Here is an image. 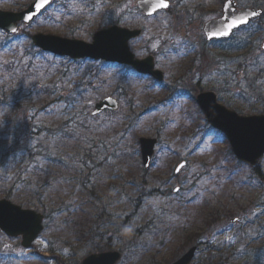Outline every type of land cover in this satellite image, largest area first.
Segmentation results:
<instances>
[{
    "label": "rangeland",
    "instance_id": "obj_1",
    "mask_svg": "<svg viewBox=\"0 0 264 264\" xmlns=\"http://www.w3.org/2000/svg\"><path fill=\"white\" fill-rule=\"evenodd\" d=\"M32 1L0 0V9L20 12ZM171 1L169 10L146 18L139 15L136 0H56L31 25L22 24L19 34L0 30V46L8 43L0 49V76L13 62L18 70L32 61L35 68V73H30L35 76L28 81L35 105L27 99L25 107L9 119H30L36 113V119L59 127L65 120L74 124L75 113H80L94 119L89 128H99L100 134L106 130L102 124L112 128L117 119L123 124L117 128L119 132L130 125L125 142L129 146L139 148L141 136L160 141L154 163L147 170L139 155L137 162L124 164L111 159L103 170H86L91 180L85 189H80L74 178L69 183L61 181L55 190L45 192L39 203L54 207L63 203L71 213L50 220L49 228L45 220L46 228L28 249L21 245V237H9L0 231V249L6 247L18 255L33 254L42 260L29 259L31 264H81L90 253L114 250L121 254L117 264H173L198 246L192 264H264V235L249 227L256 221L264 222V157L258 172L240 162L226 137L206 121L203 123L205 116L195 101L200 91L215 90L219 102L239 114L264 113V52L260 51L264 22L260 19L262 24L238 31L228 41L209 42L203 32L204 23L221 16L224 0H189L181 6L180 0ZM236 1L240 8L253 4L264 8V0ZM117 21L144 29L142 37L130 46L138 58L159 55L156 66L165 73L163 86L154 87L150 79H138L133 73L127 76L118 64L93 60L80 63L81 60L42 53L30 36L43 33L91 42L96 31ZM172 40L175 45L169 46ZM242 40L251 42L243 50L231 52L230 47ZM166 50L171 51L169 56ZM223 57L233 59L222 62ZM12 82L9 74L0 81V92L9 89ZM38 88L42 94L55 92L51 108L38 109L42 104L36 95L41 93ZM81 90L87 92L79 108L64 104ZM109 95L120 101V110L91 115L95 104ZM20 121L16 126L6 124L2 128L6 132L19 128ZM5 135L0 132V144ZM121 136L112 141L117 142ZM182 160L187 165L175 174L174 168ZM5 179L10 182V176ZM9 186H1V191ZM93 191L102 196V201L91 196ZM2 198L5 197L0 194ZM212 209L216 220L208 218ZM88 217L95 221L94 232L88 231L87 238L76 240L75 227L79 229L77 225ZM234 217L241 219L231 224ZM70 221L73 227L67 224ZM239 228L261 237L249 245H238L241 233H233ZM86 245L94 250L87 252L83 249Z\"/></svg>",
    "mask_w": 264,
    "mask_h": 264
},
{
    "label": "trees",
    "instance_id": "obj_2",
    "mask_svg": "<svg viewBox=\"0 0 264 264\" xmlns=\"http://www.w3.org/2000/svg\"><path fill=\"white\" fill-rule=\"evenodd\" d=\"M246 46L247 43L244 40L240 41L237 51L243 50ZM3 71L6 73L0 76V81L6 79L10 74L13 82L10 83L9 89L6 87L3 92H0V132L6 134L4 142L11 141L9 144L4 142L0 144V194L20 205L36 208L45 213L49 228L50 220L53 221L58 215L66 213L68 215L71 212L69 207H64L63 203L59 204L60 207L39 203L42 202L41 199L44 198L45 192L55 190L61 181L62 183H69L73 181L71 180L73 178L80 184V189H85L91 180V177L85 175L86 170H89L88 172L95 169L103 170L104 165L109 164L111 159L124 161V164L137 162L139 161V149L134 144L131 146L125 144L127 133L131 128L128 125L122 132H119L117 128L123 126L121 119H117L118 122L115 121L112 128L108 124H102L101 127L106 129L102 134H100L99 128L98 130L89 128L92 126L90 120L94 119H87L84 117L85 114L80 115V113H75L77 119L74 124H71L72 121L70 120H65L59 127L36 119V115H34L36 113L30 119H9L15 111L25 107L27 99H30L29 104L35 105L36 101L33 102L34 91L28 89V81L35 76V74L30 75V73H35V68L32 61L18 70V66L13 62L12 66ZM38 90L41 93L36 95L39 102L42 101L38 107L40 110V108L48 105L46 103L51 102L55 97V92L44 91L42 94V90L39 88ZM83 101L84 97L75 99L73 102L66 100L64 104L75 105L79 108L78 105ZM77 111L79 110L77 109ZM19 121L21 124L19 128L21 129L13 127L12 130L8 129L7 132H9L7 133L2 128L6 124L16 126ZM120 134L122 136L119 140L113 142L112 140ZM256 171L258 172L259 168ZM7 175L10 176L9 183L5 179ZM13 177L16 180L13 181ZM1 186H9V188L1 191ZM91 196L102 201V196L95 192ZM61 201L66 200L62 199ZM218 211L224 216L228 215V212ZM207 215L211 220L217 218L214 209L210 210ZM65 218L68 219V217ZM91 219L88 217L87 221L80 222L77 225L80 226L79 229L75 227L76 240L83 237L87 238L88 231L90 234L94 232L93 223L95 221L93 218ZM67 224L72 226V221ZM55 242L52 244L54 250H56ZM83 249L88 250L87 252L94 250L89 245ZM29 259L42 261L33 254L18 255L6 248L0 249V264H31Z\"/></svg>",
    "mask_w": 264,
    "mask_h": 264
},
{
    "label": "water",
    "instance_id": "obj_3",
    "mask_svg": "<svg viewBox=\"0 0 264 264\" xmlns=\"http://www.w3.org/2000/svg\"><path fill=\"white\" fill-rule=\"evenodd\" d=\"M53 0H36L28 9L20 12L0 11V28L15 33L20 30L18 23L24 21L30 24L33 19ZM161 3L167 7H158ZM231 7H226V5ZM137 5L147 14L153 15L159 10L167 9L170 6L168 0H139ZM234 0H227L223 16L208 21L204 26V32L209 40L229 38L234 30L248 24L252 19L261 15V10L244 8L236 12ZM253 13H255L253 15ZM237 18H246V22L233 28L226 37H213L211 33L219 29L226 21ZM142 33L140 29H128L119 26H112L109 29L97 32L93 42L87 43L82 40L67 39L51 34L38 33L33 36V43L44 51H50L58 55H66L71 58L93 57L107 61L118 62L132 66L137 71L150 74L158 80H162L163 73L155 69L153 56L144 59L135 58L130 51L128 42ZM264 48V43H263ZM197 101L205 113L208 122L227 136L235 156L242 162L256 166L264 156V114L245 116L235 110L228 109L218 102L216 92L207 91L201 93ZM116 99L109 97L100 101L93 112L96 114L108 108L118 109ZM157 139L141 138V153L145 168H149ZM186 165L182 161L175 169L179 173ZM44 214L33 209H26L14 204L10 200L0 199V229L10 237H21V244L29 248L38 238L44 228ZM196 247H193L187 254L182 256L173 264H190L195 255ZM121 254L116 251L92 254L83 259L82 264H116Z\"/></svg>",
    "mask_w": 264,
    "mask_h": 264
},
{
    "label": "snow or ice",
    "instance_id": "obj_4",
    "mask_svg": "<svg viewBox=\"0 0 264 264\" xmlns=\"http://www.w3.org/2000/svg\"><path fill=\"white\" fill-rule=\"evenodd\" d=\"M167 7L166 4L161 3L158 5V7ZM226 7H231V5H226ZM255 13H253L254 15ZM246 18H237V19H232L230 21H226L224 25H222L219 29L213 31L211 35L213 37H226L230 34L233 28L237 27L239 24L245 23Z\"/></svg>",
    "mask_w": 264,
    "mask_h": 264
},
{
    "label": "flooded vegetation",
    "instance_id": "obj_5",
    "mask_svg": "<svg viewBox=\"0 0 264 264\" xmlns=\"http://www.w3.org/2000/svg\"><path fill=\"white\" fill-rule=\"evenodd\" d=\"M202 91H204V90H202ZM200 92H201V91H200ZM200 92H199V93H200ZM199 93H198V94H199ZM196 96H197V95H196ZM196 96H195V101H196ZM252 225H253V223H250L249 226H252ZM263 235H264V232L261 234V236H263ZM261 236H260V237H261ZM258 238H259V236H256V238H251L250 241H251V242H254V241H256V239H258Z\"/></svg>",
    "mask_w": 264,
    "mask_h": 264
}]
</instances>
